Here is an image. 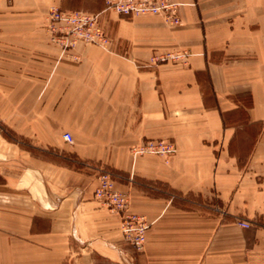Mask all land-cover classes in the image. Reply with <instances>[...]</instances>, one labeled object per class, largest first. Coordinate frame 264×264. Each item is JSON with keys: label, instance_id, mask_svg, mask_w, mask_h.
<instances>
[{"label": "crops", "instance_id": "1", "mask_svg": "<svg viewBox=\"0 0 264 264\" xmlns=\"http://www.w3.org/2000/svg\"><path fill=\"white\" fill-rule=\"evenodd\" d=\"M173 1L175 26L0 0V264H264V0ZM52 7L100 13L109 48L62 53ZM147 140L176 151L133 157ZM100 172L148 221L143 253L94 197Z\"/></svg>", "mask_w": 264, "mask_h": 264}, {"label": "built area", "instance_id": "2", "mask_svg": "<svg viewBox=\"0 0 264 264\" xmlns=\"http://www.w3.org/2000/svg\"><path fill=\"white\" fill-rule=\"evenodd\" d=\"M103 2L105 11L110 10L125 18L150 15L162 17L169 25L175 26L181 23L178 15L179 4L173 0H103ZM46 30L51 35V42L57 45L62 53L75 48L78 44L94 45L103 49H108L111 45L109 33L100 23V13L67 11L52 7L48 12ZM75 33L79 34L78 38L74 37ZM190 55L187 50H181L155 56L152 60L155 63H185ZM62 138L68 144L73 142L69 133H64ZM130 151L133 157L143 155L168 157L175 153L176 148L172 141L147 140L136 144ZM94 197L112 213L120 216V232L123 240L136 252L143 253L149 223L144 216L130 212L127 194L115 189L113 179L108 172L98 174ZM241 226L249 227L246 223H241Z\"/></svg>", "mask_w": 264, "mask_h": 264}, {"label": "rangeland", "instance_id": "3", "mask_svg": "<svg viewBox=\"0 0 264 264\" xmlns=\"http://www.w3.org/2000/svg\"><path fill=\"white\" fill-rule=\"evenodd\" d=\"M100 23H101L102 27L108 32V27L105 26V24H103L102 21H101V16H100ZM64 27H65V26H64ZM61 28H62V30H63V27H61ZM74 35H75L74 37H76V38L79 37V36H78L79 34H77V33H75Z\"/></svg>", "mask_w": 264, "mask_h": 264}]
</instances>
